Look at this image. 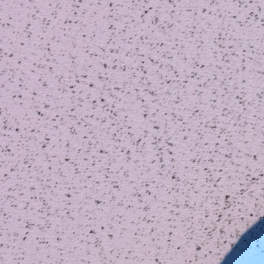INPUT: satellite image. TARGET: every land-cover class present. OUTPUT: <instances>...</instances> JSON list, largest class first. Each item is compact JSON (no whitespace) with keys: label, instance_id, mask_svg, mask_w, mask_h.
Wrapping results in <instances>:
<instances>
[{"label":"snow or ice","instance_id":"1","mask_svg":"<svg viewBox=\"0 0 264 264\" xmlns=\"http://www.w3.org/2000/svg\"><path fill=\"white\" fill-rule=\"evenodd\" d=\"M264 241V0H0V264H243Z\"/></svg>","mask_w":264,"mask_h":264},{"label":"water","instance_id":"2","mask_svg":"<svg viewBox=\"0 0 264 264\" xmlns=\"http://www.w3.org/2000/svg\"><path fill=\"white\" fill-rule=\"evenodd\" d=\"M230 260L241 261L243 264H264V241L261 239L260 231L257 230L250 235Z\"/></svg>","mask_w":264,"mask_h":264}]
</instances>
